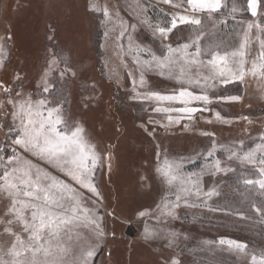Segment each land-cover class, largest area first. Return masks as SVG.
<instances>
[{"label":"rangeland","instance_id":"374dc122","mask_svg":"<svg viewBox=\"0 0 264 264\" xmlns=\"http://www.w3.org/2000/svg\"><path fill=\"white\" fill-rule=\"evenodd\" d=\"M232 2L240 9L235 20L213 14V18H227V24H218L211 37L229 51L238 46L248 23L264 28V0H259L256 16L246 0ZM186 7V0H172L171 4L162 0H0V84L12 93L0 89V103H4L0 108V125L4 126L0 127V155H12L14 147L21 151L11 143L7 128L12 107L6 101L19 99L17 92L59 101L68 123L83 126L101 155L94 177L100 195L79 191L84 205L102 218L105 233L97 238L94 225L83 223L74 229L95 248L89 264H171L173 260L180 264H248L244 253L219 244L221 239L244 243L248 252L264 250V213L255 210L264 204V195L258 186L253 189L243 184L257 173L252 165L228 160L229 153L224 151L225 147L239 150L241 141L244 150L264 142V77L248 75L243 82L228 84L216 81L206 89L211 103L193 102L198 110L190 119L186 114L156 112V107L168 105L138 98L149 91L172 94L180 84L150 70L145 72V85L140 86L141 69L134 59L136 53L129 50V36L134 48L138 45L163 57L167 45L177 47L189 40L193 26L178 23L162 38L142 21L146 17L153 26H168L173 15L189 14ZM105 8L109 16L104 14ZM197 15L208 31L211 26L206 14ZM257 34L264 39V33L253 27L250 35ZM257 51L258 44L251 43L249 61ZM139 55L142 60L150 59L146 51ZM50 67L51 91L42 93V77ZM230 96L240 100L227 99ZM172 106L182 107L178 103ZM216 113L222 119L217 120ZM169 115L174 119L184 115V119L170 122ZM213 144L217 151L208 157ZM165 158L182 161L186 173L201 172L213 159L234 171L205 174L203 189L215 187L219 195L207 200L208 207L182 205L176 210L177 217L171 218L162 216L158 208L166 195L173 199L156 171ZM28 159L68 180L44 161ZM7 204V198L0 195V217ZM141 212L147 214L140 216ZM3 227L0 225V232ZM146 230L155 235L146 240ZM8 239L7 234L0 236V240Z\"/></svg>","mask_w":264,"mask_h":264},{"label":"snow or ice","instance_id":"6c2138e0","mask_svg":"<svg viewBox=\"0 0 264 264\" xmlns=\"http://www.w3.org/2000/svg\"><path fill=\"white\" fill-rule=\"evenodd\" d=\"M162 2L171 4L172 0ZM258 3L259 0H246L247 8L253 16L257 15ZM186 5L185 11L189 14L173 15L168 26H161L159 23L153 26L146 17L142 23L147 24L154 34L158 33L162 38H166L178 23L191 25L192 35L187 42L177 47L167 45V54L161 57L150 49H143L138 45L134 48L129 36V50L136 53L134 59L141 69L140 86L145 85V72L150 70H158L161 76L174 79L180 84L179 89L172 94L149 91L142 97L138 94V98L168 105L156 107V112L186 114L190 119L198 110L192 107L193 102L201 101L205 105L211 103L206 89L214 87L216 81L228 84L233 81L243 82L248 75L264 77V39L259 34L254 38L250 35L253 27L258 33H264V28L259 24L248 23L238 46L230 51L222 50L221 43L211 39L215 35L212 29L218 24L226 25L227 18H213V14L235 20V14L240 9L232 0H186ZM104 14L109 16L106 8ZM197 14H206V20L211 26L208 31H205L201 16ZM253 42L258 44V51L249 61L248 49ZM145 51L150 59L142 60L139 54ZM55 63L53 60L52 64ZM2 64L3 61L0 60V66ZM50 71L51 67L42 77V93L51 91L52 86L47 80ZM60 75L63 76L64 72L61 71ZM133 84H136L135 80ZM190 88L205 91L203 94H197ZM0 89L12 95L11 89L2 84ZM15 95L19 99L6 101L12 107L11 123L7 128L11 134V143L21 151L17 152L14 147L12 155L6 158L0 155V195L8 200L4 215L0 217V225H4L0 236L7 234L10 237L8 240H0V264H89L95 255V248L87 240H82L74 229L81 223L94 225L93 233L97 238L105 235L100 224L102 218L95 216L93 210L84 205L82 193L79 191L86 189L96 196L100 195L94 177L101 162V155L86 136L82 125L68 123L59 101L53 102L47 97L33 99L31 94L20 92ZM227 99L238 101L240 97L230 96ZM177 103L182 107L172 106ZM0 108H4V103H0ZM181 119H184V115H178L175 119L171 115L168 116L170 122L178 123ZM216 119H222L219 113H216ZM261 139L264 141V137ZM216 151L217 148L213 144L207 156L214 157ZM224 151L229 153L228 160L234 159L254 167L257 177L246 178L243 184L251 185L253 189L258 186L264 195V142L257 144L255 148L244 150L241 141L239 150L225 147ZM24 153L44 161L79 188L74 187L68 180L53 175L47 169H41ZM156 171L173 197L169 199L166 195L163 198V202L158 206L160 213L162 216L176 218V210L182 205L193 208L208 207L207 200L219 195L215 187L207 191L203 189L202 177L205 174L227 173L234 169L222 167L220 159H213L201 172L186 173L183 171L182 161L165 158ZM193 197L195 199H190ZM201 197L205 199L197 203L196 200ZM255 210L264 213V204ZM146 214L139 213L140 216ZM154 235L146 230L144 238L151 239ZM175 235L176 233H172V236ZM219 244L244 253L248 264H264V250L248 252L246 244L228 239H221ZM171 264L180 262L173 260Z\"/></svg>","mask_w":264,"mask_h":264},{"label":"bare ground","instance_id":"6f19581e","mask_svg":"<svg viewBox=\"0 0 264 264\" xmlns=\"http://www.w3.org/2000/svg\"><path fill=\"white\" fill-rule=\"evenodd\" d=\"M44 1V0H43ZM46 2V1H45ZM48 4H49V2L47 3V5L46 6H48Z\"/></svg>","mask_w":264,"mask_h":264}]
</instances>
